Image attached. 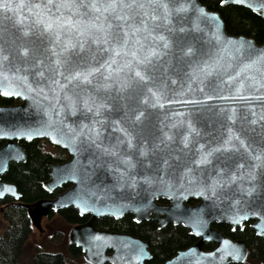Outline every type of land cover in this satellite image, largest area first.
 I'll return each mask as SVG.
<instances>
[{
	"label": "water",
	"instance_id": "95a60500",
	"mask_svg": "<svg viewBox=\"0 0 264 264\" xmlns=\"http://www.w3.org/2000/svg\"><path fill=\"white\" fill-rule=\"evenodd\" d=\"M47 2L48 0H10L14 11L5 13L0 10V28L4 29L0 31V47L11 57L10 64L5 62V67L11 68L10 78H0V96L20 100L15 105L0 106V141H5L0 148V200L12 198L14 204L25 210L30 225L39 235L43 234L42 219L50 212L73 208L80 217L88 216L85 222L72 226L67 234L68 243L81 250L83 260L88 264H145L151 259L148 245L142 239L95 226L96 220L100 218L118 220L125 215H131L135 223L155 222L158 229L169 223L180 225L197 239L193 245L178 251L162 264L244 263L248 256V248L244 242L224 236L213 225L225 224L235 230L242 229L245 222H251L250 227L255 236L264 243V175L261 174L264 169L257 168L255 180L246 178L249 164L255 161L248 159L245 148L239 146V141L233 143L239 148L243 159L239 156L227 159L232 155V150L229 149L223 155L215 154L210 165L198 167L192 161L199 156V144L205 145V151L209 147L218 146L227 137L228 127L241 135L253 154L264 151V120L260 119L264 116V98H255L264 97V87H260L253 77L261 84H264V79L253 68L248 73H242L234 82L227 80L248 58L246 52L242 56L237 51L240 43L246 42L245 47L251 45L258 50H264V43L256 44L249 37L229 34L219 14L207 9L199 0H190V3L189 0H165L169 8L173 9L167 25L162 19L163 11L155 6L146 9L150 14L147 17L140 14L145 10H123L132 17L126 21L116 20L115 13L111 11H103L102 5L107 0H95L100 6V12L87 7L93 0H83V6L75 13L66 8L57 12L55 7H51L49 13L52 16H71L77 22L76 28L65 26L61 42L65 38L73 42L82 39L87 41L84 50L81 51L79 47L70 50L80 52L88 62L85 67H98L99 63L108 60L110 56L116 61L111 65L113 69L129 60L135 64L130 53L135 51L137 56L143 58L152 47L165 53L159 60L153 57L156 70L153 83L147 86L133 84L131 88L117 93L115 89L125 82L126 75H130L127 69L119 74L112 73L107 81L111 87L107 90L98 87L105 83L103 76L107 72L104 69L93 74L91 84L81 83L79 80L66 83L63 76L54 75L56 66L52 61L55 57L51 56L50 51L40 54L36 49L41 45L34 36L27 39L20 36L17 29L21 25L16 21L22 20L23 26L30 28L36 19L33 15L36 9L31 6ZM58 2L59 0H53V5ZM76 3H80V0H76ZM181 3L188 4V11L176 13L174 9ZM18 4L23 7L16 8ZM221 5L241 6L264 22V0H244L243 3L225 0ZM194 8L203 9L206 15L194 12ZM152 14L161 19L152 20ZM5 16L10 19L5 20ZM97 16L101 19L106 17L105 23L113 25L110 31L119 36L118 40L109 41V47L123 42V32L118 26L122 25L129 32L128 44L119 53L107 50L100 52L97 49L105 46L92 43V36H101L90 25L91 21L100 23V20H96ZM209 17L215 19L210 20ZM142 20L147 23L151 34L143 30L133 34L128 28V25H135L142 29ZM180 27L185 28L184 33L178 31ZM170 28L176 31H169ZM78 29H86L85 35L78 36ZM159 35L169 41L168 49L162 47L163 41L155 39ZM22 47L29 48L26 58L20 53ZM189 47L193 52L186 56L184 52ZM93 54L95 61L92 60ZM65 58L61 57L62 60ZM37 59H42L43 64L33 66ZM75 59L78 61L79 57ZM214 60H218L220 64L215 69V75L203 79L202 83L198 73L196 80L191 79L193 69L202 66L204 61L211 65ZM228 64L232 67L227 68ZM80 67L78 62L70 63L61 71L66 76ZM17 68L20 69L17 75L27 76L26 81L12 75ZM39 71H43L44 75H36ZM245 75L248 79H245ZM54 79H59L61 84L66 83V87L61 90L52 83ZM173 80L176 81L175 84L172 83ZM240 80H244V86L237 93L235 89ZM147 87L157 92L160 98L157 100L153 97ZM6 92L10 94H4ZM209 96L212 99L206 98ZM217 96H227L229 99H217ZM240 96L246 99H239ZM91 97H95L96 103L104 101L112 104L115 110L103 109L101 115L93 116L84 107L85 99L92 103ZM191 101L199 103H189ZM153 104L157 106L152 107ZM139 112L144 115L140 121H136L134 117ZM252 113L256 115L253 116ZM233 114L235 120L229 121L227 116ZM253 119L257 121L256 124L251 123ZM93 120L102 122L97 125L100 131L97 143L109 147L115 145L118 138L124 139L123 132L119 129L125 128L137 135L138 140L134 141L137 149L128 150L124 144L119 145L117 156L102 155L100 149L88 140ZM115 120L120 123L114 125L112 121ZM182 121H191L200 132L199 137L194 134L189 137L187 147L182 143L187 124H182ZM84 125L88 127L85 128ZM164 133H168L172 139L164 140ZM41 139L69 155L66 162L47 163L48 179L42 184V189L51 193L64 185L69 184L70 187L54 199L20 203V193L15 185L1 178L10 162L25 161L24 143ZM140 145L152 149L147 157L138 156ZM153 145L158 147L153 148ZM129 154L134 161H143L144 166L137 165L135 170H131L130 174L135 176L134 181H119L117 177L120 173L116 172V168L125 171V166L118 157ZM237 164H243L244 167L237 168ZM233 172L238 178L229 183L228 179ZM144 177H148L151 182H146ZM253 185L256 187L251 196L242 191ZM159 201H167L168 204L162 205ZM189 202L194 204L190 205ZM205 243H213L215 247L205 250ZM260 264H264V259Z\"/></svg>",
	"mask_w": 264,
	"mask_h": 264
},
{
	"label": "snow or ice",
	"instance_id": "6c2138e0",
	"mask_svg": "<svg viewBox=\"0 0 264 264\" xmlns=\"http://www.w3.org/2000/svg\"><path fill=\"white\" fill-rule=\"evenodd\" d=\"M225 0H221V3H224ZM235 3H243L244 0H233ZM190 3V0H189ZM83 6V0H80V3H76V0H59L58 3L53 5V0H48L46 4H35L32 5V8H35L36 11L33 13V15L36 17V19L32 22L31 27L23 26L22 20H17L16 23L21 25L20 28L17 29V32H19L20 36L24 37L25 39L29 38L30 36H34L35 40L39 42L41 47L37 48L36 51L40 54L43 52L50 51L51 56L55 57V59L52 61V63L56 66L54 75L57 77L63 76L66 83L71 82L73 80H79L81 83L91 84L93 77V74L100 73L101 69H104L107 72V75L103 76V79L105 80V83L103 85H99L98 87H103L104 89H109L111 85L107 82L109 78L111 77L112 73L115 72L119 74L124 69L128 70V73L130 75L125 76V82L122 83L118 88L115 89L117 93L123 92L128 88H131L133 84H143L147 86L150 83L154 82L155 79V68L153 65V57H155L156 60H159L161 55H164L165 53L160 52L157 48L152 47L149 48L146 52V54L143 56V58L137 56L136 52L133 51L130 53V55L133 57V59L136 61L135 64L132 63L131 60L127 61L124 65L121 67L113 69L111 67L112 64L116 63L115 58L110 56L108 60H105L103 63H99L98 67L94 66H86L88 62L84 59V57L80 54V52H70V50H74L77 47L82 51L85 48L86 40H79L76 42H73L71 39L65 38L63 42H61V36H62V30H66L65 26H68V28H76L77 22H74L71 16L63 17L62 15H56L52 16L49 13V9L51 7H55L57 12H60L61 9H68L72 12H77L81 7ZM159 7L163 11V21L165 25L170 23L169 17L173 13V9L169 8V4L165 2V0H107V3L103 4V11L112 13H115L114 18L116 20H122L126 21L131 19L132 17L128 15V13L123 12V10L128 9H137V10H145L142 11L140 14L147 17L149 16V12L146 11L147 8H153ZM16 8L23 7L22 4H18L15 6ZM88 8H91L92 10L96 12H100V6H98L93 0L92 3H89L87 5ZM117 9L120 11L118 12ZM0 10L3 12H12L14 11L13 5L10 3V0H0ZM31 10V9H30ZM194 12L200 13L201 15H206L203 9L194 8L192 9ZM176 13L186 12L188 11V4L181 3L179 7H176L174 9ZM123 13V14H121ZM5 20L10 19V17L5 16ZM152 20L161 19V17L152 14L151 15ZM210 20L215 19L214 17H209ZM96 20H100V23L97 24L95 21H91L90 25L91 27L95 28L97 32L101 33L100 37L92 36V43L97 45H104V48H98L97 50L100 52H104L105 50L113 53H119L122 51L125 46L128 44L129 40V32L124 29V27H120V30L123 32V42L122 43H114L109 47V41L112 40H118L119 36L118 34L112 33L110 30L113 28V25L111 23H105L106 17L104 19H101L100 16L96 17ZM142 29L139 26L135 25H128V28L131 29V32L133 34L140 32L141 30L149 32L151 34V30L148 28L147 23L145 21H141ZM0 31H4V29L0 28ZM169 31H176L174 28H170ZM180 33L185 32V28L180 27L178 29ZM86 32V29H78L77 35L78 36H84ZM15 35V34H14ZM18 38V37H15ZM156 40L163 41L162 47L164 49L169 48V41L163 36L159 35L155 37ZM138 42V41H137ZM246 42H241L240 45L237 47V51L243 54L246 52L248 55V58L240 64L239 68L235 71L234 75H230L227 77L228 82H234L236 81L237 77H240L242 73H248L250 69L255 68L256 71H258L261 74V79H264V50H258L255 49L253 46L248 45L245 47ZM57 48H59V51H57ZM193 52V49L191 47L187 48V50L184 52V55L188 56L191 55ZM20 53L25 58L28 56L29 48L28 47H22L20 49ZM66 57L65 59H61V57ZM76 57H79L78 61L75 59ZM95 54L92 56V60L95 61ZM5 62L11 63V57L10 54H5V49L3 47H0V78L4 80H8L9 72L11 71V68L5 67ZM79 63L81 67L74 71L69 72L68 75H64V73L61 71L65 67V65L70 63ZM43 64L42 59H37L35 61V64L33 66H39ZM140 66H143L142 68ZM45 67H47L45 65ZM220 67L219 61L214 60L213 63L210 65L207 61H204L202 66H198L197 68L193 69V75L191 76L192 80L197 79V73L200 74L201 80L200 82H203V79H206L210 76H213L216 74L215 69ZM232 65L228 64L227 68H231ZM227 68L224 69V71H227ZM20 69L17 68L16 72L12 73L13 76H16L18 79L21 80H27V76H18ZM36 75L43 76V71H39L36 73ZM245 79H248V76L245 75ZM253 80L260 84V87H264V84H261L260 81L255 80V77H253ZM53 84L58 85V87L63 90L66 87L65 84H61L59 79L52 80ZM173 84L176 83L175 80L172 81ZM244 86V80H240L237 87L236 92L239 93ZM147 91L152 94L153 97H156L157 100L160 98L157 92H154L151 87H147ZM4 94H10V93H4ZM66 99H69L67 96ZM207 99H212V97H206ZM217 99L226 100L229 99L227 96H217ZM236 97H233L235 99ZM256 99H261L264 97L257 96ZM239 99H246V97L240 96ZM92 103L89 102V99L84 100V107L87 109L88 112H91L93 116H99L101 115V112L103 109H110L115 110L112 104L105 103L104 101H100L99 103L95 102V97H91ZM189 103H199L198 101H191ZM93 106L95 107V111H93ZM156 104H153L152 107H156ZM221 111H224L221 109ZM232 112L234 113L235 110L233 109ZM75 114V112H73ZM144 115L143 112H139L135 115L134 119L136 121H140L141 117ZM253 116H255V113H252ZM227 119L229 121H234L235 116L228 115ZM261 120H264V116L260 117ZM101 121L93 120L92 124L93 126L89 128V132L91 135H88V140L91 144H93L97 149H100L101 154L105 156H117V153L120 151L119 145L126 144L128 150H136L137 144L134 143V141L138 140L137 135L133 131H129L128 129L121 128L120 131L123 132L124 139H117L115 145L109 146H102L101 143H97V141L100 139V131L97 128V125L101 124ZM112 123L119 124V120L112 121ZM187 124V131L185 132L182 143L185 144L187 147L189 143V137L193 134L196 137L200 136L199 130L194 127L191 121L187 122H181ZM252 124H256L257 121L253 119L251 121ZM85 128H87V125H84ZM175 127V125H173ZM79 135V133H78ZM164 140H171L172 137L168 135V133H164ZM233 141H239V146L245 148V153L250 161H255V163L249 164V171L246 173V178L248 180H255L256 179V170L257 168L264 169V151H258L255 154L250 150L249 146L245 145V140L241 138V135L237 132L233 131L232 127L227 128V137L223 139V142L218 144V146L209 147L206 151L204 150L205 145L199 144L198 150H199V156L195 159H193L192 163L196 166L200 165H210L212 163V158L215 156V154L219 153L220 155H223L225 152H228L229 149L232 150V155L227 157V159H233L234 157L239 156V158L243 159V156L239 153V148ZM161 143H164V141H161ZM158 145H153V148H157ZM152 151V149L147 148L143 145H140L138 148V156L139 157H147L148 153ZM155 154V153H153ZM120 160V163L125 166V171H121L120 168H116V172L120 173L117 179L119 181H125V180H135V176L131 175V170H135L137 168V165L140 167L144 166V162L141 160H133L132 155H122L118 157ZM219 159V157H216ZM167 164V161L164 162ZM243 164H237V168H243ZM188 171H191V169H187ZM223 171V169L221 170ZM264 175V172L261 173ZM244 175V174H242ZM238 177L236 176L235 172L232 173L231 177L228 179L229 183L234 182ZM146 182H151L148 177H144ZM131 186V185H130ZM256 185H253L252 187H248L246 189H242V191H246V193L251 196L253 191L255 190ZM257 214V213H252Z\"/></svg>",
	"mask_w": 264,
	"mask_h": 264
},
{
	"label": "trees",
	"instance_id": "16d2710c",
	"mask_svg": "<svg viewBox=\"0 0 264 264\" xmlns=\"http://www.w3.org/2000/svg\"><path fill=\"white\" fill-rule=\"evenodd\" d=\"M207 9L219 14L225 30L232 35H243L254 40L256 44L264 43V22L260 17L246 8L235 5H221V0H199ZM13 100L0 97V104L11 105ZM40 141H32L25 145L26 158L24 162L10 163L3 180L14 184L20 193V202L33 203L46 197L42 184L48 179L49 161L63 162L67 155L59 148L46 145L41 148ZM2 143L0 142V145ZM2 216L7 222L4 232L0 235V264H88L83 260L82 252L60 233L51 236L54 243L60 246V252H48L36 249L34 252L27 250V244L34 230L30 225L25 210L14 204L12 199L5 198L0 201ZM58 216L68 226L83 223L87 216L80 217L72 208L60 210L58 213H50L48 219ZM95 226L99 229L117 233L129 234L145 241L151 259L145 264H162L172 258L178 251L184 250L196 242L185 228L180 225H168L158 229L152 221L135 223L131 215H125L121 219L104 217L96 220ZM224 236L232 240H242L248 248V256L244 263L260 264L264 258V245L262 240L255 236L254 231L245 225L243 230L232 232L225 224L214 225ZM213 248L212 243L204 245L205 250ZM233 264V263H231Z\"/></svg>",
	"mask_w": 264,
	"mask_h": 264
},
{
	"label": "rangeland",
	"instance_id": "374dc122",
	"mask_svg": "<svg viewBox=\"0 0 264 264\" xmlns=\"http://www.w3.org/2000/svg\"><path fill=\"white\" fill-rule=\"evenodd\" d=\"M6 226L7 222L3 218L2 212L0 211V235L4 232ZM71 227L72 226H68L58 216H54L46 221H43L42 219L43 234L39 235V233L33 229L34 234L30 237L29 243L27 244V250L31 253L36 249L53 253L60 252V246L54 243L51 236L55 233H60L67 240V234ZM26 264H30V260H27Z\"/></svg>",
	"mask_w": 264,
	"mask_h": 264
},
{
	"label": "flooded vegetation",
	"instance_id": "af4514ba",
	"mask_svg": "<svg viewBox=\"0 0 264 264\" xmlns=\"http://www.w3.org/2000/svg\"><path fill=\"white\" fill-rule=\"evenodd\" d=\"M1 97V96H0ZM2 98V97H1ZM4 99V98H3ZM6 100H13L14 102L11 104V105H15V104H17V103H20V100H15V99H6ZM11 105H1L0 104V106H11ZM36 141H40V143H39V145H40V147L41 148H44V147H46V145H51L49 142H47V141H45V140H36ZM2 144L0 145V148L4 145V143H5V141H0ZM21 143H24V142H21ZM25 145L27 144V143H24ZM53 146V145H52ZM58 148V147H57ZM60 149V148H59ZM62 150V149H61ZM66 155H67V158L63 161V162H66V161H68V159H69V155H68V153L66 152V151H64V150H62ZM24 152H25V148H24ZM26 154V153H25ZM49 162H51V161H49ZM54 162V161H53ZM10 163H12V162H10ZM10 163H9V165H10ZM57 163H62V162H57ZM9 165H8V167H9ZM7 170H8V168H7ZM6 170V171H7ZM49 173V172H48ZM5 174V173H4ZM4 174H3V176H4ZM3 176H2V180H3ZM4 181V180H3ZM6 182V181H5ZM70 187V185L68 184V185H64L61 189H56V190H54L53 192H51V193H47V192H45L46 193V197L45 198H47V199H54L58 194H60V193H62L63 191H65L66 189H68ZM6 198H9V197H6ZM5 199V198H4ZM3 199V200H4ZM10 199H12V198H10ZM44 199V198H43ZM0 201H2V200H0ZM12 201H13V203H14V200L12 199ZM20 202V201H19ZM21 203V202H20ZM159 203L160 204H162V205H167L168 204V202L167 201H159ZM189 204L190 205H193L194 203L193 202H189ZM68 209V208H67ZM73 209V208H72ZM2 210V206L0 207V211ZM75 210V209H74ZM60 211V210H59ZM58 211V212H59ZM58 212H56V213H58ZM77 212V211H76ZM50 213H52V212H50ZM49 213V214H50ZM56 213H53V214H56ZM78 214V213H77ZM48 217V216H47ZM47 217H45V218H43V221H46V220H48V218ZM84 217V216H83ZM133 218V217H132ZM87 219H88V216H87ZM157 224V223H156ZM246 224H248L249 225V227H250V224H251V222H245V224H244V227H245V225ZM168 225H171V226H175L174 224H172V223H169ZM168 225H166V226H168ZM219 225H221V224H219ZM158 226V225H157ZM228 226V225H227ZM213 227H214V225H213ZM243 227V228H244ZM215 228V227H214ZM229 228H230V230L232 231V232H234L235 230H243V228L242 229H239V228H236L235 230H232L231 229V227L229 226ZM251 228V227H250ZM216 229V228H215ZM187 230V229H186ZM253 230V229H252ZM254 231V230H253ZM187 232H188V230H187ZM189 234V233H188ZM255 234V233H254ZM190 235V234H189ZM191 236V235H190ZM193 237V236H192ZM195 238V237H194ZM196 239V238H195ZM197 240V239H196ZM262 240V239H261ZM262 243H263V240H262ZM206 244V243H205ZM204 244V245H205ZM213 244V243H212ZM263 245H264V243H263ZM215 247V245L213 244V248ZM213 248H211V249H213ZM210 249V250H211ZM264 259V258H263ZM262 259V260H263ZM261 262V260L259 261V263Z\"/></svg>",
	"mask_w": 264,
	"mask_h": 264
}]
</instances>
